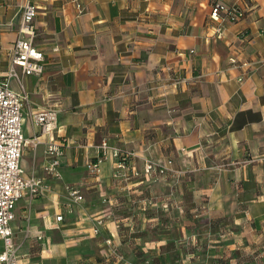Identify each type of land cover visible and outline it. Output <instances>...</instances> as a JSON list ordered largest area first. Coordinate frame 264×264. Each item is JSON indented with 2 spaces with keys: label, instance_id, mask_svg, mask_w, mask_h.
Instances as JSON below:
<instances>
[{
  "label": "crops",
  "instance_id": "0c3cea01",
  "mask_svg": "<svg viewBox=\"0 0 264 264\" xmlns=\"http://www.w3.org/2000/svg\"><path fill=\"white\" fill-rule=\"evenodd\" d=\"M27 1L46 71L23 79L24 135L55 109L64 155L58 179L46 136L23 149L45 186L17 201L20 264H264V0H0V77ZM216 3L244 16L213 19ZM117 148L133 152L126 177Z\"/></svg>",
  "mask_w": 264,
  "mask_h": 264
},
{
  "label": "built area",
  "instance_id": "2783aa9c",
  "mask_svg": "<svg viewBox=\"0 0 264 264\" xmlns=\"http://www.w3.org/2000/svg\"><path fill=\"white\" fill-rule=\"evenodd\" d=\"M80 14L85 9L80 8ZM20 19V29L15 44L11 50V65L8 72L0 77V238L3 242V250L0 253V264H20V247L14 241L12 223L15 218L17 201L25 194L31 198L39 194L44 189L42 179L35 175L25 176L21 166V156L28 143L37 147L40 138L47 137V147L45 150L48 165L47 172L55 178H60L61 173L58 167L64 155V148L61 143H56L53 133L57 130L59 113L57 110L47 108L35 113L34 122L40 133L31 139H26L23 129L24 107L29 101L28 93L25 91L23 79L26 76L40 77L46 71V55L36 46L37 27L35 20L38 16V7L34 2L27 1L22 7ZM244 16L243 11L238 6H226L216 3L212 10L213 19L228 20L236 22ZM221 32V28L218 29ZM15 79L21 86V91L17 92L11 80ZM101 155L88 164V171L92 174H100L102 163L110 155V146L106 141L100 146ZM132 153L123 152L120 148L114 149L112 155L118 160L116 176L126 177L123 169L126 163L132 158ZM172 161L166 163H155L147 161L145 164L146 173H175L171 167ZM122 169V170H121ZM71 197L76 201H81L83 197L80 191L74 189ZM63 216L57 218L62 220ZM27 234L28 229H27ZM115 248L112 253L116 254ZM117 255V254H116Z\"/></svg>",
  "mask_w": 264,
  "mask_h": 264
},
{
  "label": "rangeland",
  "instance_id": "374dc122",
  "mask_svg": "<svg viewBox=\"0 0 264 264\" xmlns=\"http://www.w3.org/2000/svg\"><path fill=\"white\" fill-rule=\"evenodd\" d=\"M111 244V243H110ZM117 254V255H116ZM116 254H113L112 252H111V255L113 256V257H116V258H120L121 257V254H119V251L118 250H116Z\"/></svg>",
  "mask_w": 264,
  "mask_h": 264
}]
</instances>
